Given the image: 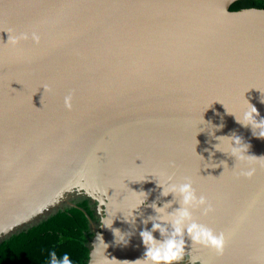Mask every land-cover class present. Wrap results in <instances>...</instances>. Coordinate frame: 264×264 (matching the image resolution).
<instances>
[{"label": "water", "instance_id": "water-1", "mask_svg": "<svg viewBox=\"0 0 264 264\" xmlns=\"http://www.w3.org/2000/svg\"><path fill=\"white\" fill-rule=\"evenodd\" d=\"M238 1L0 0V242L86 198L87 264H136L148 205L173 199L157 182L188 177L214 208L194 217L226 243L218 254L185 237L183 264H264V161L216 139L264 156L233 115L251 103L264 117V9Z\"/></svg>", "mask_w": 264, "mask_h": 264}, {"label": "clouds", "instance_id": "clouds-1", "mask_svg": "<svg viewBox=\"0 0 264 264\" xmlns=\"http://www.w3.org/2000/svg\"><path fill=\"white\" fill-rule=\"evenodd\" d=\"M27 38V34H21L20 37H14L12 43L16 44L20 39ZM32 39L39 42V36L36 33H32ZM261 102H264V97H261ZM65 105L67 107L71 106L70 96L65 97ZM233 115L235 120L242 126L251 128L253 136L264 138V117L260 116L259 111L254 105L249 103V106L242 111L239 117L235 114ZM217 127H223V125ZM221 137L231 138L232 150L230 155L235 157L236 160L245 161L250 157H255L258 161H264V156L257 157L248 154L249 145L240 136L235 134L232 136H218L216 139L219 143V138ZM219 143L215 145L216 149ZM253 172L254 169H251L241 174L251 176ZM157 184L162 189L161 196L167 197L169 194H172L173 199L165 202L162 206H158L155 201L148 205V207L153 209L155 215H149L143 220L145 225L151 222V229L144 228L139 233L145 247V252L142 258L136 260V264H181L186 256L185 237L191 241V245L214 249L218 254H222L226 243L225 233L216 232L207 224L199 222L193 215V212L197 209L201 211L202 215H208L214 211V208L205 195L197 193L191 179L185 177L183 182H177L172 176H168L165 181L157 182ZM137 193L144 198L130 212L134 221L135 210L144 205L148 196V193L144 191ZM103 203L102 200L101 204ZM174 203H178L179 207L169 212L168 209ZM113 221L114 219L110 222H105L103 216L100 218L102 226L112 229L115 237L118 233L121 234L120 242L127 244V241L123 239V233L119 229L112 227ZM8 230L0 228V235L6 234ZM155 232H159L160 239L154 236ZM97 239L99 242L103 240L99 236ZM189 262L190 264H197V260L194 258H190ZM48 264H73V261L67 252L58 257L56 251L52 250L49 252Z\"/></svg>", "mask_w": 264, "mask_h": 264}, {"label": "trees", "instance_id": "trees-1", "mask_svg": "<svg viewBox=\"0 0 264 264\" xmlns=\"http://www.w3.org/2000/svg\"><path fill=\"white\" fill-rule=\"evenodd\" d=\"M245 8L264 9V0H240L231 10ZM72 202L77 207L65 205L1 241L0 264H48L52 250L58 257L67 252L73 264H87L93 232L85 212L97 223L95 205L86 198Z\"/></svg>", "mask_w": 264, "mask_h": 264}, {"label": "flooded vegetation", "instance_id": "flooded-vegetation-1", "mask_svg": "<svg viewBox=\"0 0 264 264\" xmlns=\"http://www.w3.org/2000/svg\"><path fill=\"white\" fill-rule=\"evenodd\" d=\"M181 264H183V262Z\"/></svg>", "mask_w": 264, "mask_h": 264}]
</instances>
